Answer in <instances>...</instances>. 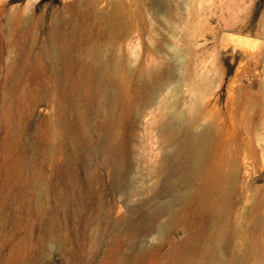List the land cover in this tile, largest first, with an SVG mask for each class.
<instances>
[{"label":"rangeland","instance_id":"rangeland-1","mask_svg":"<svg viewBox=\"0 0 264 264\" xmlns=\"http://www.w3.org/2000/svg\"><path fill=\"white\" fill-rule=\"evenodd\" d=\"M197 135L264 264V0H0V264H187Z\"/></svg>","mask_w":264,"mask_h":264},{"label":"bare ground","instance_id":"bare-ground-1","mask_svg":"<svg viewBox=\"0 0 264 264\" xmlns=\"http://www.w3.org/2000/svg\"><path fill=\"white\" fill-rule=\"evenodd\" d=\"M184 129L185 132L191 130L189 123L185 124ZM185 134L187 137L188 135L192 136V132ZM191 142L192 144L188 146V149H191L195 154V165L191 169L194 172V187L186 196L188 204L187 264H244L246 262L253 264L250 262V257L241 253L240 250V217L243 213L240 211L239 203L242 201V197H237L230 192L221 165L216 163V165L209 167L208 174L201 173L204 167L209 165L206 164L208 161H204L206 152L205 148L202 147L201 135L192 137ZM184 157L186 158V151L181 152L176 147L171 150L167 149L164 154L162 169L171 173L169 179L171 188L176 187V183L181 181L184 173L187 175L191 171L183 167ZM118 168L121 172L122 164ZM176 171L180 174L177 177L180 178L178 180L177 178L174 180ZM173 203L168 202L162 209L172 206ZM11 236L4 238L5 241L0 240V250L3 251L1 247L3 244L6 245L4 248H6L9 259L12 252ZM245 242L246 249L250 250V238L246 237Z\"/></svg>","mask_w":264,"mask_h":264},{"label":"water","instance_id":"water-1","mask_svg":"<svg viewBox=\"0 0 264 264\" xmlns=\"http://www.w3.org/2000/svg\"><path fill=\"white\" fill-rule=\"evenodd\" d=\"M236 36H240L239 34H236ZM249 38H253L252 36H249Z\"/></svg>","mask_w":264,"mask_h":264}]
</instances>
